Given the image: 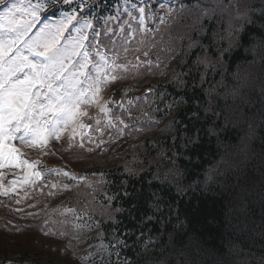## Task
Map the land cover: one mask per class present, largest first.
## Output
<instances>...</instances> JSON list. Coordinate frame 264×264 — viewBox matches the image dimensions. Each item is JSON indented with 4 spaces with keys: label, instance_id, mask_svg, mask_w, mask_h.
Segmentation results:
<instances>
[{
    "label": "trees",
    "instance_id": "16d2710c",
    "mask_svg": "<svg viewBox=\"0 0 264 264\" xmlns=\"http://www.w3.org/2000/svg\"><path fill=\"white\" fill-rule=\"evenodd\" d=\"M184 1L189 12L162 33L175 55L164 76L151 80L131 53L123 62L133 85L120 78L105 97L111 107L132 99L116 113L128 127L112 130L128 140L63 154L87 187H36L21 218L2 209L0 263L264 264V0H219L224 6L205 18L191 7L197 0ZM117 8L106 3L102 29L117 24L108 20ZM197 124L201 144L189 159L183 145ZM153 192L160 211L147 198ZM80 225L73 259L40 237L64 243Z\"/></svg>",
    "mask_w": 264,
    "mask_h": 264
},
{
    "label": "snow or ice",
    "instance_id": "6c2138e0",
    "mask_svg": "<svg viewBox=\"0 0 264 264\" xmlns=\"http://www.w3.org/2000/svg\"><path fill=\"white\" fill-rule=\"evenodd\" d=\"M64 5L74 6L62 11ZM88 5L89 0H0V168L28 169L26 182L29 176L35 181L42 173L34 170L39 161L30 162L21 148H39V154L46 155L49 141L59 140L70 126L79 124L81 117L91 119L88 112L91 106H99L107 116L108 109L100 103V97L110 83L121 78L118 70H128L126 64L117 62L121 51L128 52L127 45L137 31H150L146 26L153 18L149 0L132 2L130 6L125 0L123 12L118 7L116 14L108 18L119 20L125 14L128 17L127 29L120 27L117 49L112 39L115 30L98 29L89 18L91 12H85ZM159 7L164 9L166 5L160 3ZM178 7L183 10L186 5ZM196 7H200L199 0ZM173 10L169 7V13ZM57 14L55 22H45ZM202 15H208L207 9ZM131 21L136 22V27ZM146 63L151 65V61ZM191 111L193 118H198L199 105ZM204 118L210 119L207 115ZM96 123L99 125L100 121ZM114 123L115 118L109 119L107 126ZM119 123L128 127L124 120ZM214 132L213 129L207 134ZM69 139L71 143L72 138ZM88 139L91 142V137ZM200 144L197 124L183 145L189 159L198 153ZM8 191L0 188V194L6 195ZM180 194L183 195L182 189ZM147 198L156 211L161 210L162 197L153 192ZM121 243L127 246L126 241Z\"/></svg>",
    "mask_w": 264,
    "mask_h": 264
},
{
    "label": "rangeland",
    "instance_id": "374dc122",
    "mask_svg": "<svg viewBox=\"0 0 264 264\" xmlns=\"http://www.w3.org/2000/svg\"><path fill=\"white\" fill-rule=\"evenodd\" d=\"M137 14V13H136ZM233 15H236V14H233ZM133 23H135L136 24V22L135 21H132ZM164 76V75H163ZM75 126H77V124L76 125H72V126H70L63 134H62V136H61V138L62 137H64V136H67V134L69 133V132H72L73 131V128H75ZM84 129L85 130H88L90 133H93V130L92 129H90V128H87V127H84ZM92 130V131H91ZM60 140V139H59ZM59 140H55V139H53V140H51V141H49L48 142V145L47 146H52V147H57L58 146V142H59ZM40 149L39 148H35V149H30V148H21V151L22 152H24V153H27L26 155H28L27 157H29V156H31V152H38ZM31 157H33V156H31ZM35 160H37V161H41V159L39 158V157H33ZM19 172V169L18 168H12V169H9V168H7V167H5V168H0V177H3V180H0V187L3 185V186H5V185H7L8 183H9V191H8V194H14V193H16V194H19L20 193V190H22V189H24V185H25V183H27L26 181H22V182H19V183H15V184H12V183H10L12 180H5V176L6 175H9L10 176V179H14V178H12V176L11 175H15V174H17ZM8 178V177H7ZM3 189H6L5 187H2ZM12 189H14V191L12 190Z\"/></svg>",
    "mask_w": 264,
    "mask_h": 264
},
{
    "label": "bare ground",
    "instance_id": "6f19581e",
    "mask_svg": "<svg viewBox=\"0 0 264 264\" xmlns=\"http://www.w3.org/2000/svg\"><path fill=\"white\" fill-rule=\"evenodd\" d=\"M220 40L226 45V46H231L233 42V37L230 36L229 34H221Z\"/></svg>",
    "mask_w": 264,
    "mask_h": 264
}]
</instances>
